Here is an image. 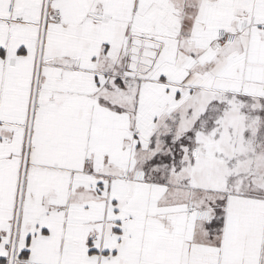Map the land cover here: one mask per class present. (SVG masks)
<instances>
[{"label": "snow or ice", "instance_id": "obj_1", "mask_svg": "<svg viewBox=\"0 0 264 264\" xmlns=\"http://www.w3.org/2000/svg\"><path fill=\"white\" fill-rule=\"evenodd\" d=\"M0 264H264V0H0Z\"/></svg>", "mask_w": 264, "mask_h": 264}]
</instances>
